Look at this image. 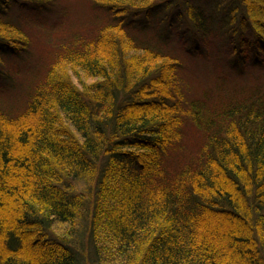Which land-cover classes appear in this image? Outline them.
I'll return each instance as SVG.
<instances>
[{
    "label": "trees",
    "instance_id": "1",
    "mask_svg": "<svg viewBox=\"0 0 264 264\" xmlns=\"http://www.w3.org/2000/svg\"><path fill=\"white\" fill-rule=\"evenodd\" d=\"M85 1L0 0L28 96L0 107V264H264V76L190 101L176 76L216 40L264 64V0ZM37 24L65 35L30 56Z\"/></svg>",
    "mask_w": 264,
    "mask_h": 264
},
{
    "label": "rangeland",
    "instance_id": "2",
    "mask_svg": "<svg viewBox=\"0 0 264 264\" xmlns=\"http://www.w3.org/2000/svg\"><path fill=\"white\" fill-rule=\"evenodd\" d=\"M194 2H199L201 0H193ZM85 0H63V3L68 5L75 14L72 16L79 17L81 14H83V10L85 8ZM178 8L175 11V15L178 13ZM83 12V13H82ZM162 16H165L167 12H163ZM216 14V13H215ZM222 14L217 13L216 17L219 18ZM85 15L82 16L81 20L83 19ZM156 16H152L151 23L155 24ZM187 15L182 14V19H185ZM88 16H85L84 22L87 20ZM264 19V17H261ZM178 31H180L183 27V30H186V26L182 24H178ZM67 29V28H66ZM65 29V30H66ZM68 30V29H67ZM65 32L63 29L56 32H50L48 29H45L41 25H34L29 28V32L22 31V39L25 40L30 44V48H28V51H30V56L36 54L38 51L41 52H47L48 44L47 42L50 40H53L56 35H61L60 38L64 37ZM172 44L175 45V41H172ZM18 56V55H17ZM6 58L1 61L0 60V68L5 70L6 73L10 76H13L15 80L18 82V86L16 87V93L15 94H8L5 95V92L3 91L2 87H5L6 83V77L0 74V107L2 109L5 108H15L17 110L21 109L22 106L26 102V98L28 96H24V84L27 81L26 73H20V71L17 72V70L14 68V64L16 61V57ZM29 53H26L23 55L24 57H28ZM232 55L230 53L229 49V43L226 40H216L214 41L213 45H211V49L207 50L205 53H197L192 54L191 56L186 55L184 56V73L178 71L176 73V76L180 80V86L181 89L183 87V92L185 93V96L188 101L192 100V98H197V96L200 95L205 90L210 89H216L218 90L219 85L217 80V71L222 73V77L224 78L223 85L224 87H234L236 85H240L238 81H242L245 83H248L249 74L252 75H259L261 77L264 76V64L261 62V66L254 67L252 70H247L245 74H241L240 72L236 71L235 69L230 68V65L228 64V58H230ZM19 58H22L19 56ZM13 62V63H12ZM263 75V76H262ZM240 76L242 78H240ZM264 78V77H263ZM172 79V76H171ZM25 81V82H24ZM222 81V80H221ZM29 86V84H28ZM28 89V88H27ZM26 90V86H25ZM24 91V93H23ZM25 98V99H22ZM184 129V134L187 132L189 136L191 137V140L196 143H199V135H196L195 132L191 131V129H195L193 127L191 119H187L185 122V125L181 128ZM196 130V129H195ZM183 133V132H182ZM199 133V132H198ZM201 141V139H199ZM196 147V145H195ZM197 149L194 150H188L183 151L179 154V158L181 163L191 162L193 159H197L199 156L197 155ZM197 157V158H195ZM86 187H84L81 191H85ZM82 220V216L80 217ZM83 225V223L81 224ZM31 243V241H30ZM2 249V245H0V251ZM83 248L80 249L81 255H84ZM86 262V261H85Z\"/></svg>",
    "mask_w": 264,
    "mask_h": 264
}]
</instances>
